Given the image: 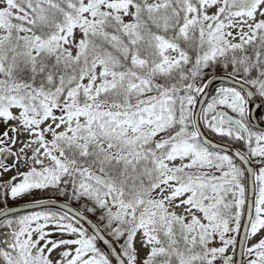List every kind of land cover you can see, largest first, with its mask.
<instances>
[{
  "label": "snow or ice",
  "instance_id": "6c2138e0",
  "mask_svg": "<svg viewBox=\"0 0 264 264\" xmlns=\"http://www.w3.org/2000/svg\"><path fill=\"white\" fill-rule=\"evenodd\" d=\"M0 127V264H264V0H0Z\"/></svg>",
  "mask_w": 264,
  "mask_h": 264
},
{
  "label": "water",
  "instance_id": "95a60500",
  "mask_svg": "<svg viewBox=\"0 0 264 264\" xmlns=\"http://www.w3.org/2000/svg\"><path fill=\"white\" fill-rule=\"evenodd\" d=\"M17 207H20V206H17ZM30 211L28 209H24V213L27 214V212Z\"/></svg>",
  "mask_w": 264,
  "mask_h": 264
},
{
  "label": "trees",
  "instance_id": "16d2710c",
  "mask_svg": "<svg viewBox=\"0 0 264 264\" xmlns=\"http://www.w3.org/2000/svg\"><path fill=\"white\" fill-rule=\"evenodd\" d=\"M23 203H25V201H20V203L17 206H20Z\"/></svg>",
  "mask_w": 264,
  "mask_h": 264
},
{
  "label": "rangeland",
  "instance_id": "374dc122",
  "mask_svg": "<svg viewBox=\"0 0 264 264\" xmlns=\"http://www.w3.org/2000/svg\"><path fill=\"white\" fill-rule=\"evenodd\" d=\"M3 131V128L2 127H0V132H2ZM24 204V203H23ZM22 205V204H21Z\"/></svg>",
  "mask_w": 264,
  "mask_h": 264
}]
</instances>
